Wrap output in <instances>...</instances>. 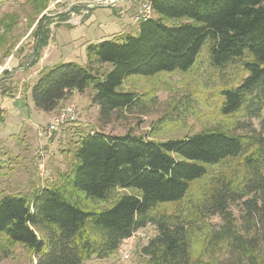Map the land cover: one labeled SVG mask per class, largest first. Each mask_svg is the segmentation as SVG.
<instances>
[{"label": "trees", "instance_id": "trees-1", "mask_svg": "<svg viewBox=\"0 0 264 264\" xmlns=\"http://www.w3.org/2000/svg\"><path fill=\"white\" fill-rule=\"evenodd\" d=\"M50 1L25 0L33 39L27 68L39 60L55 20L68 18L66 13L47 15ZM146 2L153 16L138 23L136 36L123 33L88 44L83 65L60 62L42 70L31 87L35 108L57 112L74 90L83 93L91 87L99 118L106 120L143 104L137 92L123 89L126 79L188 73L206 48L215 71L244 73L235 84L220 89L219 113L261 117L264 0ZM18 19V13L0 16L3 58L12 55L10 41ZM6 93L2 88L1 95ZM72 158L56 180L29 194L0 193V257L21 246L31 264L100 262L120 253L123 242L138 229L153 225L157 233L138 252L143 264H220L218 259L193 257L194 223L173 208L194 181L224 166L226 171L212 175L202 190L195 215L219 219L218 227L208 231V244L222 249L230 264H264L262 133L242 135L232 127L215 126L182 138L153 140L128 133L81 132ZM117 190L125 192L116 195ZM86 200L109 204L90 207Z\"/></svg>", "mask_w": 264, "mask_h": 264}, {"label": "rangeland", "instance_id": "rangeland-1", "mask_svg": "<svg viewBox=\"0 0 264 264\" xmlns=\"http://www.w3.org/2000/svg\"><path fill=\"white\" fill-rule=\"evenodd\" d=\"M54 1L51 0L48 5L50 15L63 11L69 3L79 0H62L53 9L51 4ZM136 2L140 4L146 0ZM24 9L28 10L25 0H0V16L19 14L10 42L14 44L11 52L17 61L16 67L24 68L23 71L12 72L10 77L1 79L0 83V193L29 194L33 189L56 180L71 164L73 148L81 132L99 131L115 135L128 133L145 139L166 140L182 138L215 126H229L242 135L259 132L264 136V110L261 117L253 119L225 117L219 113L220 89L228 84H235L244 73L241 70H228L225 73L215 71L209 66L207 50L203 48L196 64L188 73H162L153 77L131 76L126 79L123 89L137 92L143 99V104L128 111L114 113L106 120L99 118V106L91 100L94 93L91 87L83 93L74 90L63 101V105L72 104L78 107L80 113L77 119L50 136L39 137L37 126L44 127L49 119L44 112L35 108L31 98V87L38 77H31L32 67L27 68L25 65L31 53L33 39L29 34L24 38L28 31ZM92 12L97 16V21H94L90 31L100 33L103 31L102 25L117 21L119 25L132 24L127 31L131 35L136 36L139 32L138 23L131 19V7L125 4L117 7L98 6L92 8ZM55 21L59 22L58 19ZM69 29L63 24L56 27V38L51 44L54 47L56 44L59 46L44 70H48L50 64H54L61 53L70 48L69 39L64 34H59V31L65 32ZM4 62L6 60L0 51V64ZM2 88L7 90L6 95H1ZM54 114L56 111L53 116ZM224 171V166L210 169L207 176L191 184L187 196L173 209L194 223L195 236L191 248L194 258L202 257L205 261L218 259L220 264H230L229 257L222 249L213 250L208 244V231L218 227L219 219H202L195 215V204L200 200L202 190L210 177ZM124 192L125 190H117L116 195ZM87 203L90 207L102 208L109 201L86 200L85 204ZM233 210L237 213L235 206ZM156 233L153 225L134 232L127 243H123V247L129 251L128 259L123 260V256L117 252L105 261L91 259L83 264H143V258L139 257L138 252ZM0 243L2 244L1 240ZM12 251V255L0 257V264H31L29 254L21 246H15Z\"/></svg>", "mask_w": 264, "mask_h": 264}, {"label": "crops", "instance_id": "crops-1", "mask_svg": "<svg viewBox=\"0 0 264 264\" xmlns=\"http://www.w3.org/2000/svg\"><path fill=\"white\" fill-rule=\"evenodd\" d=\"M136 1H138V0H136ZM136 1L118 0V2L114 6L117 7L119 4H125L126 6L131 7V10H132L131 19L133 22V15L136 11L137 6L139 5V2H136ZM96 7H98V6H96ZM95 20L97 21V16L93 14L92 8H90L89 14L87 16H85L83 21L80 23L59 22V23H57L58 25H56L54 27L51 26V35H50L51 37L48 41L47 46L44 47V49L42 50L39 60L32 67L31 77H33V76L38 77L39 73L45 69L44 67L46 66V63H49L52 54L54 53V51H56L57 47L59 46L56 44L54 47L51 44V41H53V39L56 38V36H55L57 33L56 27H58L60 24H63V25L70 28L69 31H65V32L59 31L60 36H62L64 34L65 37L67 39H69L68 43H70V48L66 49L65 52L61 53L60 58H58L56 60V62L54 61L53 62L54 64H50V67L52 65H55V64L60 63V62H75V63L83 65L86 63L85 48L88 44L96 43V42H99V41H102L105 39H109V38L113 37L114 35L128 33L127 32L128 29H131V26H132V24H130V23L128 25H119V23L117 21H111L110 23H108L106 25H102V29H103L102 32L96 33V31H90L91 26ZM31 28H33V27H31ZM29 32H30V30H28L26 32L24 38L27 37ZM13 34H14V32H13ZM11 56H12V58H10L9 62L11 64V66L14 68L12 70V72L15 73V72L23 71L24 68L16 67L17 61H16V59L14 60L13 54ZM8 57H4V60H8ZM75 59H77V60H75ZM12 72L1 77L0 81L3 78L5 79V77H8V76L10 77V75L13 74ZM14 95H15V97H19L17 94H13V96ZM53 113L54 112H50V113L44 112V114H46V116H48V119H49L48 122H50L52 120ZM105 260H107V259H105ZM105 260H102V261H105Z\"/></svg>", "mask_w": 264, "mask_h": 264}, {"label": "built area", "instance_id": "built-area-1", "mask_svg": "<svg viewBox=\"0 0 264 264\" xmlns=\"http://www.w3.org/2000/svg\"><path fill=\"white\" fill-rule=\"evenodd\" d=\"M62 0H55L53 4H51V8L55 9V4L61 2ZM88 2L90 6H114L118 0H79V1H72L69 3V5L63 10L58 11L54 14H49L48 7L46 9V14L49 16H54L59 13H66L67 19L65 21L61 22H68V23H80L83 21L84 17L87 16L90 12V8L81 6L80 3ZM72 6H79V10H72ZM153 16V11L151 8V5L148 2H142L140 3L136 11L133 15V22L139 23L141 21H145L150 19ZM60 22V21H59ZM57 22V23H59ZM56 22H54L52 25H54ZM10 58L12 56L10 55L8 57V60L4 62V64H0V78L5 76L6 74L12 72L13 67L10 64ZM80 113V109L76 107L75 105L68 104L61 106L56 114L53 116L52 120L48 122L44 127L43 126H37L38 130V136L39 137H46L50 136L52 133L58 131L62 126L67 125L69 123H72L75 121L78 117V114ZM129 240V239H127ZM127 243V241L123 242ZM124 244L121 245L119 251L120 254L123 256L122 259H128L129 258V251L123 247Z\"/></svg>", "mask_w": 264, "mask_h": 264}, {"label": "water", "instance_id": "water-1", "mask_svg": "<svg viewBox=\"0 0 264 264\" xmlns=\"http://www.w3.org/2000/svg\"><path fill=\"white\" fill-rule=\"evenodd\" d=\"M80 5H81V6H84V7H88V8H94V7H96V6H90L88 2H85V3H80ZM32 57H33V54L30 56V58H29V61H28V63H27V64H29V63H30V61H31Z\"/></svg>", "mask_w": 264, "mask_h": 264}]
</instances>
